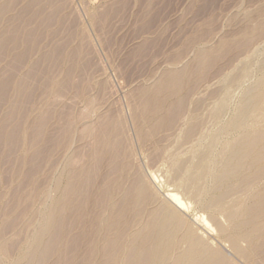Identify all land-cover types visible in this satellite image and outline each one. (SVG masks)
<instances>
[{
  "label": "bare ground",
  "instance_id": "obj_1",
  "mask_svg": "<svg viewBox=\"0 0 264 264\" xmlns=\"http://www.w3.org/2000/svg\"><path fill=\"white\" fill-rule=\"evenodd\" d=\"M16 2L0 0V17ZM253 10L232 36L214 46L199 45L188 64H174L178 59L174 57L152 84L130 92L136 136L143 144L150 140L156 150L148 163L160 158L173 162V173L181 178L178 194L172 197L176 206L158 197L144 178L122 111L98 114L93 123L86 117L83 132L91 140L90 153L86 159L68 160L64 179L55 184L58 197L40 213L39 227L27 245L30 253L12 257L20 226L6 237L7 222L0 224L1 260L7 264H264V73L243 87L257 48L264 43V1ZM18 31L15 25L8 37L0 39V53ZM208 36V31L203 32L191 41ZM21 58L16 55L10 66L17 69ZM35 65L31 64V73ZM212 75L218 79L214 86L209 83ZM10 85V77L0 80V98ZM63 90L65 85L58 84L56 100H61ZM239 90L242 100L231 112L230 103ZM50 116L51 107L45 106L29 127L31 148ZM70 130L71 124H65L62 135ZM13 139L10 134L9 140ZM189 153L195 155L191 160ZM40 155L32 152L22 162L28 164ZM75 163L80 166L74 169ZM198 202L203 203L200 222L211 228L218 243L201 235L181 210L195 209ZM28 219L23 216L21 226Z\"/></svg>",
  "mask_w": 264,
  "mask_h": 264
},
{
  "label": "rangeland",
  "instance_id": "obj_2",
  "mask_svg": "<svg viewBox=\"0 0 264 264\" xmlns=\"http://www.w3.org/2000/svg\"><path fill=\"white\" fill-rule=\"evenodd\" d=\"M263 1L18 0L1 15L0 39L8 37L15 25L19 28L15 40L0 53V80L11 78L10 87L0 98V224L7 222L6 237H11L19 226L21 229L12 257L30 253L29 241L39 227L40 213L53 197H58L55 184L64 179L68 160L74 156L86 159L91 151V140L83 128L85 121L95 122L98 114L123 112L144 178L158 197L176 206L172 197L178 194L181 178L175 177L173 162L160 158L148 163L156 155H152L155 147L152 149L150 140L143 144L137 138L129 96L138 87L152 84L175 58L178 59L174 64H188L199 45L214 46L220 39L232 36L243 26L244 15ZM206 30L210 36L205 40L191 41ZM16 55L23 58L17 69L10 66L15 64ZM31 64H36L33 73L29 70ZM251 64V74L245 78L243 87L253 84L264 73V43L257 48ZM28 72L31 75L26 76ZM217 80L213 75L209 77L213 86ZM18 82L22 85L19 88ZM60 83L65 90L61 100H56L54 94ZM243 90L231 101V112L238 108ZM45 106L51 107V116L42 136L31 148L29 127ZM228 117L229 113L224 121ZM67 123L71 124V130L63 136L62 128ZM223 142L224 138L216 143L215 152H219ZM32 152L41 155L23 163ZM194 156L189 153L188 159ZM190 163L188 170L192 169ZM79 166L72 165L74 169ZM201 202L195 209L181 207V210L201 235L218 243L211 228L200 222ZM25 215L29 219L21 226ZM63 237H67L66 233ZM0 264L7 263L0 258Z\"/></svg>",
  "mask_w": 264,
  "mask_h": 264
}]
</instances>
